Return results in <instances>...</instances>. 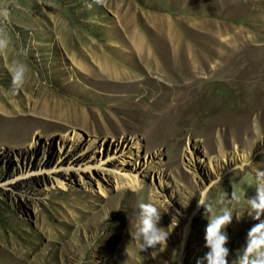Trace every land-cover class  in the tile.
I'll return each instance as SVG.
<instances>
[{
	"label": "rangeland",
	"instance_id": "1",
	"mask_svg": "<svg viewBox=\"0 0 264 264\" xmlns=\"http://www.w3.org/2000/svg\"><path fill=\"white\" fill-rule=\"evenodd\" d=\"M3 8L12 43L0 53V263L197 264L208 220L232 192L243 203L225 229L229 264L241 255L260 222L247 199L254 169L264 170L254 165L264 162V112L244 129L230 114L264 98V0H0ZM17 60L30 72L13 92ZM252 76L263 82L255 89ZM244 154L237 177L202 189L213 159ZM153 197L169 237L141 250L139 205Z\"/></svg>",
	"mask_w": 264,
	"mask_h": 264
},
{
	"label": "clouds",
	"instance_id": "2",
	"mask_svg": "<svg viewBox=\"0 0 264 264\" xmlns=\"http://www.w3.org/2000/svg\"><path fill=\"white\" fill-rule=\"evenodd\" d=\"M9 15L7 8L0 9V17L7 19ZM11 43L10 34L0 29V53L5 52ZM21 54L27 57L28 49H22ZM29 72L30 67L24 61L17 60L12 64L10 73L13 92L24 86ZM250 165H252L251 162ZM254 180L256 195L247 199L250 209L248 215L260 222L254 224L248 231L246 246L242 249L241 255L231 264H264V220L260 219L264 216V170L254 169ZM239 201L240 196L236 192H232L228 204L239 203ZM221 202L223 203V201ZM160 204L161 202L153 197L148 202L139 205L135 239L141 241V250L154 248L168 240V232L159 226L162 217ZM198 204L204 207L206 212L212 210L211 204L206 203L204 199H201ZM233 217L232 208L225 206L220 210V214L208 220L204 238L205 246L209 251L201 260L197 261V264H205V261L206 264H229L230 249L227 247L229 237L225 229L232 223ZM236 218L240 217L236 216Z\"/></svg>",
	"mask_w": 264,
	"mask_h": 264
},
{
	"label": "bare ground",
	"instance_id": "3",
	"mask_svg": "<svg viewBox=\"0 0 264 264\" xmlns=\"http://www.w3.org/2000/svg\"><path fill=\"white\" fill-rule=\"evenodd\" d=\"M179 57L180 59L182 58L183 60L186 58V54L183 53H179ZM256 73V72H255ZM260 74V73H258ZM255 75V74H254ZM257 75V74H256ZM262 75L264 76V74H260V76L262 77ZM249 81L247 82L248 85L251 84V89H255L257 86H259L260 84V79H258V76H252V77H248L247 78ZM262 81V80H261ZM196 85L195 82H191L188 83L186 85H184V89H185V93H190L193 88V86ZM262 87V86H261ZM184 93V92H183ZM188 93V94H189ZM190 95V94H189ZM192 96V95H191ZM189 97V96H188ZM184 99V98H183ZM260 99V98H259ZM233 101V100H232ZM257 103V104H256ZM183 104V103H182ZM235 112L233 114H230V117L232 119V127L234 129V126H241L243 129L245 127V125L253 120V114H255L256 112H264V98L258 100L257 102L251 101V102H245V103H241L239 105H236L235 108ZM233 110V109H232ZM238 114H242L243 116H240ZM255 116V115H254ZM200 123V122H199ZM226 125V124H225ZM250 125V124H249ZM248 125V126H249ZM224 126V125H223ZM254 128V126H253ZM252 130V129H251ZM246 131V130H245ZM250 131V130H249ZM125 144V143H124ZM129 144V143H128ZM138 148V147H137ZM197 149V148H196ZM220 149V148H219ZM249 149V148H248ZM140 150V149H138ZM247 150V149H246ZM245 155V154H244ZM251 155V154H250ZM159 154H156L155 157L153 159H160ZM186 158H188V162L190 163V168L192 169V171H195V169L200 168L201 162L199 161V158L197 159V152L196 150H191L188 149V156H186ZM227 159L223 161V163L219 162L218 160L213 159L212 160V166H211V170L213 172V175L208 177V179L206 181H204L203 185H202V189H209L210 190H214L218 187V185H223L226 180L230 177V175H233L237 177V175L239 173H241V171H243V169H245V167H248L246 165L247 161H249V156L245 155V157H243L240 160H236L234 157H226ZM176 160V159H175ZM174 160V161H175ZM155 163V160H154ZM105 164V162H103V165ZM154 165V164H153ZM156 165V164H155ZM154 165V166H155ZM256 165L258 168H262L264 166V162H259L258 164H254ZM243 167V168H242ZM154 168V167H153ZM224 174V175H223ZM223 175V176H222ZM163 175L160 177V179H163ZM106 182H110L109 179L106 180ZM115 182V181H114ZM141 183L139 182V180L133 181L132 186L134 187H141L140 186ZM115 186H118L117 182L115 184ZM98 189L100 190V192L105 193V187H103L102 185L98 184ZM218 189V188H217ZM146 191V187L142 186L140 188V192H145ZM245 198H248L247 195L244 196ZM242 198V197H241ZM243 199V198H242ZM245 200V199H244ZM240 204L243 203V201L239 202ZM230 208H232L233 213L237 212L239 209V206L236 203L233 204H228L226 205ZM242 208V207H241ZM89 226V225H88ZM87 226V227H88ZM171 232L173 233V227H170ZM186 233V232H185ZM0 264H4V263H0ZM6 264V263H5Z\"/></svg>",
	"mask_w": 264,
	"mask_h": 264
}]
</instances>
